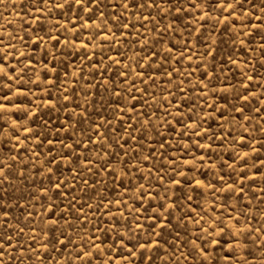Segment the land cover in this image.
<instances>
[{
    "label": "rangeland",
    "instance_id": "1",
    "mask_svg": "<svg viewBox=\"0 0 264 264\" xmlns=\"http://www.w3.org/2000/svg\"><path fill=\"white\" fill-rule=\"evenodd\" d=\"M138 3L0 0V264H264V0Z\"/></svg>",
    "mask_w": 264,
    "mask_h": 264
},
{
    "label": "snow or ice",
    "instance_id": "2",
    "mask_svg": "<svg viewBox=\"0 0 264 264\" xmlns=\"http://www.w3.org/2000/svg\"><path fill=\"white\" fill-rule=\"evenodd\" d=\"M65 2H67V0H65ZM76 2H77L78 4H83V0H76ZM95 2L98 3L99 0H95ZM217 3L220 4L221 8H223L225 5H227V8L232 10V11L229 13L230 15H231V14H234V12H235V8L237 7V4H236V3H233V0H217ZM129 4H131V6H133V7H140V6H141V5L138 3V0H129ZM63 6H64L63 4L58 5V7H61V8H62ZM125 7H127V5H126ZM57 187H59V186L57 185ZM219 243H220L219 241H216V244H217V245H219ZM158 244H159V241H156L155 244H154L153 246H156V245H158ZM141 247H148V245H141ZM200 251H201V253H203L204 250L201 249Z\"/></svg>",
    "mask_w": 264,
    "mask_h": 264
}]
</instances>
